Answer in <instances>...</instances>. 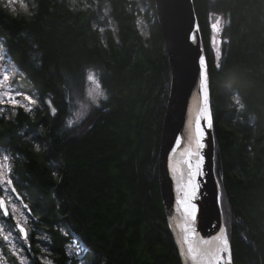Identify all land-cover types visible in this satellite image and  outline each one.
<instances>
[{
	"label": "trees",
	"instance_id": "16d2710c",
	"mask_svg": "<svg viewBox=\"0 0 264 264\" xmlns=\"http://www.w3.org/2000/svg\"><path fill=\"white\" fill-rule=\"evenodd\" d=\"M192 4L231 264H264V0ZM0 43L40 102L0 113V149L32 217V264L39 253L74 264L72 232L85 264H180L158 183L171 70L154 0H29L16 13L0 3ZM88 71L106 95L83 113Z\"/></svg>",
	"mask_w": 264,
	"mask_h": 264
},
{
	"label": "water",
	"instance_id": "95a60500",
	"mask_svg": "<svg viewBox=\"0 0 264 264\" xmlns=\"http://www.w3.org/2000/svg\"><path fill=\"white\" fill-rule=\"evenodd\" d=\"M156 16L161 30L166 54L171 70L169 97L163 118L159 145V190L165 210L166 224L174 241L181 264H198L188 254L183 243V215L176 204L177 196L182 193L174 184L171 165V147L175 137L181 136V157L187 158V149L193 147L188 140L191 131L195 135V111L193 102L197 87V71L194 70L196 53L192 46L193 24H195L192 0H154ZM205 87L208 89L205 71ZM13 188V185H10ZM14 194L19 198L15 191ZM208 194L210 212L217 221L218 228L225 229L219 194L212 192V180L209 179Z\"/></svg>",
	"mask_w": 264,
	"mask_h": 264
},
{
	"label": "rangeland",
	"instance_id": "374dc122",
	"mask_svg": "<svg viewBox=\"0 0 264 264\" xmlns=\"http://www.w3.org/2000/svg\"><path fill=\"white\" fill-rule=\"evenodd\" d=\"M28 1L29 0H0V3L7 10L11 11L12 13H16L23 10L27 6ZM21 2L24 4L23 8L21 7ZM149 15V7H141V15L137 18V26L144 36H146L149 32ZM213 20H216V17H214ZM17 73L18 69L13 64L10 65L9 57L6 54L3 45L0 43V99L5 100V103L0 104V113H3L5 116L16 113V108L22 107L21 105H28L29 102L24 99L25 94L32 98V103L28 111L32 112L34 107L37 104H40L36 96L23 88V84L21 83L20 78L17 76ZM89 74H91L94 78L91 81L87 78ZM97 85H99V87H97ZM97 92H102L103 96H98ZM5 93H19V95H15L14 98L20 103L16 105L7 103V97L4 95ZM105 95L106 92L100 87L98 76L94 72L88 71L85 77L84 98L82 101H79V103L82 105V111H84L83 113L87 112V110L92 106H98L100 102L103 101L102 98H104ZM22 109L25 111V107H22ZM79 115L80 114L74 115L72 121H78ZM5 156L8 157L7 161L4 160ZM4 164L7 165L6 168L2 169L5 173V178L11 179L10 172L12 166V155L0 149V166H3ZM0 197L4 199L9 213L7 216H4L3 212L0 211V264H32V250L28 242L29 231L32 227V217L29 206L28 204L24 202L21 203L15 199L9 189V186L5 187L4 182H0ZM13 204L15 205V209L12 207ZM17 223H20L25 227L27 231L26 239L20 236L19 230L16 228ZM73 235L76 234L72 233L71 244L67 247V252L69 255L74 256V264H85L84 253L87 251V249L81 240L76 245ZM225 235L227 238L226 231ZM4 237H7V240H5ZM43 241H45V239H43ZM42 251L46 252L47 247L44 246ZM223 256L226 258L225 254ZM38 258L43 264H47V262H49L48 258L45 256L39 255ZM71 260V258H66V263H70ZM219 264H221V262H219Z\"/></svg>",
	"mask_w": 264,
	"mask_h": 264
},
{
	"label": "snow or ice",
	"instance_id": "6c2138e0",
	"mask_svg": "<svg viewBox=\"0 0 264 264\" xmlns=\"http://www.w3.org/2000/svg\"><path fill=\"white\" fill-rule=\"evenodd\" d=\"M21 7H24V4L21 2ZM219 17H217L216 23L211 25L214 31L218 30ZM190 38H192L190 36ZM219 55V52H217ZM200 64V84H201V94L203 96L202 105H197V111L195 114V135L193 136L191 131L188 134V140L193 144V147L188 148L187 158L185 160L186 163V171L180 176L177 187L182 193V196H177L176 204L179 206V209L183 215V243L186 246L187 254L194 260L197 261L198 264H219V261L222 259L221 253H226L229 251L228 240L224 235V228H220L219 234L210 238L209 240L198 239L193 241L191 238L195 235V231L193 228V222L197 216V206L193 202L196 194H197V178L202 175L201 165L203 163L204 157L200 154V149L204 147L203 137L205 135L204 127L202 126L201 121L203 120V124L210 127L211 120L209 114V107L207 102V91L205 87V58L203 55L199 57ZM88 80H93V76L91 74L88 75ZM99 87V85H97ZM7 97V103L16 105L20 103L14 97L15 95H19V93H5ZM98 96H103L102 92H97ZM24 99L29 103L27 106L21 105L25 107V111H28L30 105L32 103V98L25 94ZM95 100V97H94ZM5 103L4 99H0V104ZM53 112L56 111L55 108L52 109ZM68 125L71 126L73 121L69 119L67 121ZM182 143L181 136L177 135L175 137L174 145L171 147L170 153L175 152L177 146H180ZM8 157L5 156L4 160L7 161ZM7 165L4 164L0 166V182L5 183V187H8L12 184L11 179L5 178V173L3 172V168H6ZM11 191L14 193L16 190L13 187ZM218 202H219V198ZM13 209H15V205H12ZM0 211L3 212L4 216H7L8 209L7 205L2 197H0ZM16 228L19 230V234L21 237L27 238V231L25 227L17 223ZM7 240V237H4ZM50 264V261L47 262Z\"/></svg>",
	"mask_w": 264,
	"mask_h": 264
},
{
	"label": "bare ground",
	"instance_id": "6f19581e",
	"mask_svg": "<svg viewBox=\"0 0 264 264\" xmlns=\"http://www.w3.org/2000/svg\"><path fill=\"white\" fill-rule=\"evenodd\" d=\"M192 46L196 53L194 70L197 71V87H196V93H195V98L193 102V108L196 114L197 105H202L203 96L201 94L200 64H199V57L202 55V52H201L199 37L196 31L195 24H193ZM170 84H171V80H170ZM201 123H202V126L204 127L205 135L202 141L204 144V147L200 149L199 151H200V154L204 157V160L201 165L202 175L198 176L197 178V184H198L197 194L193 201L197 206V216H196L195 221L193 222V228L195 231V235L191 238L193 241H196L198 239L209 240L210 238L216 236L220 232L217 221L212 217L211 212H210V199H209V194H208V185H209L210 178L212 180V192L215 195L218 194V185L215 182L213 174H212V162L213 161H212V147H211L212 146L211 128L204 125L203 120L201 121ZM194 131H195V123H194ZM181 149H182V143L180 146H177V149L175 152H171V165H172L173 180H174L175 185L178 184L180 176L186 171V163H185L186 159H183L181 157V154H180ZM159 168H160V164L158 161V175H159ZM164 214H165V210H164ZM224 235H225V229H224ZM228 246H229V243H228ZM224 254L226 255V258L223 256ZM221 256H222V259L219 262L224 263V264H230L229 251L226 253H221Z\"/></svg>",
	"mask_w": 264,
	"mask_h": 264
}]
</instances>
